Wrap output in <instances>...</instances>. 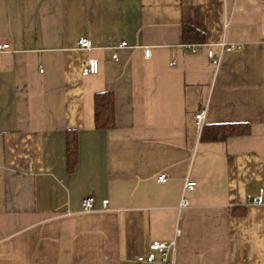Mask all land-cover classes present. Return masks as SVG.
<instances>
[{
	"label": "crops",
	"instance_id": "crops-1",
	"mask_svg": "<svg viewBox=\"0 0 264 264\" xmlns=\"http://www.w3.org/2000/svg\"><path fill=\"white\" fill-rule=\"evenodd\" d=\"M185 25L205 34L195 51ZM5 43L0 264H147L153 240L173 239L174 264H264V203L248 202L264 190V0H0ZM88 58L99 72L84 76ZM107 90L116 123L101 130L94 97ZM201 110L203 125L250 132L204 141Z\"/></svg>",
	"mask_w": 264,
	"mask_h": 264
},
{
	"label": "built area",
	"instance_id": "built-area-1",
	"mask_svg": "<svg viewBox=\"0 0 264 264\" xmlns=\"http://www.w3.org/2000/svg\"><path fill=\"white\" fill-rule=\"evenodd\" d=\"M78 45L81 48L90 49L92 47V42L88 38H80L78 40ZM126 42H122L119 47L126 46ZM9 44H0V50L9 48ZM186 47L191 48L195 51L197 44H186ZM222 50H232L234 46L231 44H227L226 42H221ZM144 56L149 58L150 56V48L148 46L143 48ZM118 53L114 52L113 58H117ZM209 57L213 61L214 64L218 65L221 60L220 55H216L213 49L209 50ZM99 72V62L96 58H88L82 64V74L84 76L90 74H97ZM205 116V110H201L199 113L195 115V120L197 121L199 130L203 127V120ZM159 182H165L167 180V175L162 173L158 176ZM196 186V181L187 180L184 186V192L188 190H193ZM261 189L260 193L256 196H249L248 202L253 205H260L264 203L263 192ZM189 204L188 199L183 194L180 204L179 210L187 207ZM101 209L108 210L109 209V199H103L101 202ZM97 210L95 204V197L92 195L86 196L82 201V212H94ZM176 241L173 239L171 241H162V240H153L150 244V252L146 255H141L138 257L139 262H145L147 264H174V251H175Z\"/></svg>",
	"mask_w": 264,
	"mask_h": 264
},
{
	"label": "trees",
	"instance_id": "trees-1",
	"mask_svg": "<svg viewBox=\"0 0 264 264\" xmlns=\"http://www.w3.org/2000/svg\"><path fill=\"white\" fill-rule=\"evenodd\" d=\"M185 42L203 43L205 34L190 25L183 28ZM95 126L97 129L108 130L115 126V96L112 91L97 92L94 97ZM250 132L247 123L207 124L201 129V139L204 141L224 140L235 135H245ZM78 132L76 129L66 131V168L68 172L75 170L78 164Z\"/></svg>",
	"mask_w": 264,
	"mask_h": 264
}]
</instances>
